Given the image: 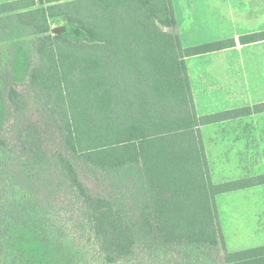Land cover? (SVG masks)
<instances>
[{"label":"trees","instance_id":"16d2710c","mask_svg":"<svg viewBox=\"0 0 264 264\" xmlns=\"http://www.w3.org/2000/svg\"><path fill=\"white\" fill-rule=\"evenodd\" d=\"M20 41L25 81L0 64V264H264L226 250L215 204L264 178L214 186L200 134L264 104L198 116L185 63L233 39L185 48L171 0L0 4V45Z\"/></svg>","mask_w":264,"mask_h":264},{"label":"crops","instance_id":"0c3cea01","mask_svg":"<svg viewBox=\"0 0 264 264\" xmlns=\"http://www.w3.org/2000/svg\"><path fill=\"white\" fill-rule=\"evenodd\" d=\"M14 1L18 0H0V4ZM195 1L187 0L185 11L191 12ZM171 3L176 31L182 42L173 0ZM200 7L204 9L200 13V20L204 22L200 26L201 32L208 34L209 26L227 27L230 30L221 32V35H207L209 40L199 45L228 39H233L236 44L226 50L185 60L197 115L208 116L264 104V41L247 45L238 42L243 35L264 31V0H201ZM183 25L187 28V35L198 27L191 13L186 14ZM200 134L214 186L241 179L264 178V111L204 125L200 128ZM259 190H264V184L219 194L215 196V204L221 196ZM216 209L220 217L217 206ZM255 211L254 217L263 220L264 209ZM219 223L222 229L220 220Z\"/></svg>","mask_w":264,"mask_h":264},{"label":"rangeland","instance_id":"374dc122","mask_svg":"<svg viewBox=\"0 0 264 264\" xmlns=\"http://www.w3.org/2000/svg\"><path fill=\"white\" fill-rule=\"evenodd\" d=\"M186 2L187 0H173L177 20L181 26L184 47L202 44L200 42L209 40L208 38L210 37H207V35H221V32L230 30L227 27L222 29L209 26L208 34H205L206 32L204 31L201 32L200 26L204 25V22L200 20V13L204 12V9L200 7L201 0H196L192 4L191 12L185 11ZM188 13L189 15L191 13L196 18L198 24V27L194 29L191 35H187V28L183 25ZM59 27L64 26L63 24L52 23L53 29ZM30 62L31 54L27 42L20 41L14 44L0 45V64L5 68L14 70V78L17 83L21 84L25 81L26 68ZM20 87L22 88L23 86ZM31 110L35 113L36 105L31 104ZM216 206L220 210L219 220L222 224L225 248L228 252L233 253L264 246V219L260 221L254 217L255 209H264V190L221 196L217 198ZM221 256L222 253L219 256H215L214 260H216V263L220 261Z\"/></svg>","mask_w":264,"mask_h":264},{"label":"water","instance_id":"95a60500","mask_svg":"<svg viewBox=\"0 0 264 264\" xmlns=\"http://www.w3.org/2000/svg\"><path fill=\"white\" fill-rule=\"evenodd\" d=\"M65 31L64 27H59L54 29V34L63 33Z\"/></svg>","mask_w":264,"mask_h":264}]
</instances>
